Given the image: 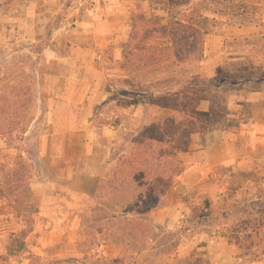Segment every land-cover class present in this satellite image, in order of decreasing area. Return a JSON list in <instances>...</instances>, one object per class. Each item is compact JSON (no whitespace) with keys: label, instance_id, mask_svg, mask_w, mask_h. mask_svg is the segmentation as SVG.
Masks as SVG:
<instances>
[{"label":"rangeland","instance_id":"1","mask_svg":"<svg viewBox=\"0 0 264 264\" xmlns=\"http://www.w3.org/2000/svg\"><path fill=\"white\" fill-rule=\"evenodd\" d=\"M74 1L83 2L85 11L93 9L88 0ZM69 3L70 0L53 3L0 0V165L11 164L19 151L25 152L30 181L38 176V146L51 122L46 113L54 106V111L60 114L58 121L68 126L65 101L77 96V81L73 78L69 90L58 87L59 61L70 56V50H90V40H79L72 31L67 33L72 30L66 21ZM116 3L110 13L112 17H121L124 27L117 33V44L100 53L97 62L104 74L105 92L109 94L99 120L112 118L118 111L123 123V128L114 134L111 156L102 172L100 185L105 196L101 193L91 209L90 202L82 203L79 213L71 216L76 222L67 231H59V241L50 244L34 233L40 224L48 221L37 218L33 194H28L26 199L20 194L30 182H17L22 188L19 196L23 207L16 209L19 215L14 223L15 234L17 242H26L22 251L16 248V242L13 244L14 250L21 252L10 255L7 264H264V258L261 262H252L250 256L228 240L216 237L215 232L221 228L214 220L211 228L208 221L202 226L196 224V208L204 206L207 215L215 218L218 205H223L222 198L233 194L229 191L231 187L241 186L237 193L239 201L249 197L246 193L258 196L264 190V0H117ZM35 5H38L37 13L42 15L40 30L31 18L26 19V8ZM195 8L202 11L203 18L194 24L205 37L203 48L194 53L192 62H176L172 50H162L168 46L166 42L159 41L151 43L158 50L147 53L138 46V62L128 66L129 49L134 46L130 39L135 11L136 18L147 15L142 19L144 26L172 28L177 21L190 23ZM38 19L35 15V22ZM56 28L62 29L59 34H55ZM120 56L122 60L118 61ZM143 59V63L152 62V65L141 66L134 72L132 68L140 66L139 60ZM230 64H236L233 78L226 72L219 75V70ZM75 70L69 68L66 73L74 76ZM86 74L90 80V73ZM203 78L215 81L206 84ZM189 83L194 86L190 87ZM248 94H254L255 101L248 99ZM175 96L183 100L180 108L193 111L198 107L200 113L210 116L199 118L197 126L192 128L196 134L188 152L180 157L183 170L174 179L165 206L149 213L147 223L135 229L136 223L131 222L134 217L121 215L124 211L117 207L135 205L134 193L129 191L128 196L122 193L118 197L112 185L116 181L114 172L122 149L128 147L127 140L146 126L148 119L155 121L158 116V121L163 117L162 109L150 105L164 98L165 104H173L171 98ZM53 100H57L55 105ZM252 126L258 134L253 137L245 134L250 140L242 139L243 132ZM181 130L189 133L191 128ZM222 130L236 144V162L229 166L217 165L215 152L214 161H210L215 166L208 168L207 142ZM5 132L10 135L6 136ZM18 163L19 160L16 169ZM244 175L254 184L246 183ZM13 182L11 179L10 183ZM27 204L28 207L32 204L33 209L26 210ZM168 208L171 210L163 217H153L155 212ZM115 214L119 216L112 219ZM129 235L133 239L127 242ZM11 238V235L4 238L7 251L12 246ZM259 242L264 243V238ZM111 244L126 249H116L110 253L111 257H105L100 250Z\"/></svg>","mask_w":264,"mask_h":264},{"label":"crops","instance_id":"2","mask_svg":"<svg viewBox=\"0 0 264 264\" xmlns=\"http://www.w3.org/2000/svg\"><path fill=\"white\" fill-rule=\"evenodd\" d=\"M47 1L55 2V0ZM88 1L93 8L90 12L85 11L83 2L75 3L73 0L67 11L66 21L70 23L69 27L72 29L67 33L72 31L73 35L79 36V40H90V50H70V56H65L59 61L60 73L56 76L58 87L66 90L71 88L72 78L77 81V96L65 101L68 107L65 118L70 120V124L62 126L58 121L60 114L54 111V106L52 111L46 113V118L51 122L44 130L45 135L40 138L38 146L36 163L38 176L30 181L33 203L38 211L36 216L39 220L48 221L44 223L47 225L42 223L34 231L45 239L44 243L59 241L58 232L67 231L69 226L76 222L71 216L79 213L82 203L90 202V209L95 205L102 172L110 159L114 140V129L108 125L100 126L99 122V113L102 112V108L106 109L105 104L109 100V94L105 92L104 74L97 67V62L100 61V53L117 44L119 36L117 33L124 24L121 22V17H112L110 13L112 5H117V0ZM37 7L38 5L26 8V19L31 18L36 28L40 30L42 15L37 13ZM106 8L108 11H105ZM73 10L74 14H71ZM35 15L39 17L37 22L34 20ZM61 30V28L56 29L55 34H59ZM117 60L121 61L122 57ZM69 68L76 69L74 76L66 73ZM88 72L90 80L86 74ZM248 96V99L255 101L254 94ZM56 101L53 100L54 105ZM100 117L102 118L103 115ZM111 119L106 118L101 121L110 122ZM255 128L252 126L248 131L243 132L242 139L250 140V135L252 137L257 135ZM207 144L208 168L215 166L210 163L214 161L212 155L215 152L218 154L217 165L229 166L236 162V144L230 141L227 131H219ZM60 164H63L64 168L60 167ZM169 209L155 212L153 217L156 219L159 216L163 217ZM18 215L17 210L8 201L6 203L0 200V264H7L8 257L10 258L4 238L15 234L14 223L18 220ZM122 248L126 249L111 244L103 246L100 252L105 257H111L112 251Z\"/></svg>","mask_w":264,"mask_h":264},{"label":"trees","instance_id":"3","mask_svg":"<svg viewBox=\"0 0 264 264\" xmlns=\"http://www.w3.org/2000/svg\"><path fill=\"white\" fill-rule=\"evenodd\" d=\"M72 1L70 0L69 5L66 6L67 11ZM193 11L195 13L191 15L190 23L177 21L172 28L169 26H144L142 19H145L147 15L140 19L136 18V11L133 17V36L130 39V44H134V46L129 49L131 51L129 53L128 66L138 62L136 60L138 46H142L144 52L147 53L151 50H158L153 49L151 43L154 44L159 41L166 42L168 46L162 50H172L176 62H192L194 53L198 48H203L205 37V34L194 24L196 20L203 18V13L197 8ZM48 32L50 33L49 29ZM48 38H51V35H48ZM144 61L145 59L139 60L141 65L134 66L132 70L136 72L141 66L147 68L152 65V62L146 64V62L143 63ZM128 66L125 67V70H127ZM233 67H236V64H230L225 69L219 70V75L226 72L229 77L233 78L236 72ZM205 79L203 78L206 84H211L215 81ZM189 85L190 87L194 86L191 83ZM164 99L150 105V107L154 108V106H157L162 109L164 111L163 117L159 118L160 120L158 121L156 120L158 116H155V121L148 119V124L141 127V130H138L133 135V138L127 140L128 147L124 146L122 149L119 164L114 172L116 181L112 185L114 191L119 194L118 197L122 193L128 196L129 191L134 193L135 205L132 207L118 205L117 207L124 211L121 215L134 217L131 222L136 223L133 227L135 229L147 223L149 213L165 206L174 179L180 176L183 170V161L180 157L188 152L192 138L196 134V129L192 130V128H195V125L197 126L199 118L210 116L209 113H200L198 107H194L193 111L185 107V110L180 108V102H183L180 97L171 98L174 102L173 104L170 103V105L165 104ZM107 104L108 102L105 105ZM100 124V126L108 125L115 132L123 128L120 112L118 115V111L110 122L100 121ZM183 127L191 128L190 132L184 133L181 130ZM5 135H10V133L5 132ZM16 151L18 152L19 150ZM19 153L11 164L0 165V200L12 203L17 210L23 207L19 196V190L22 188L19 185L20 183L17 182L24 180L25 182H30L29 174L26 171L28 166L24 160L25 152L19 151ZM18 160L20 162L18 163L19 168L16 169ZM176 163L177 165H175ZM242 177L245 178L246 183H253L246 175ZM11 179H14L12 184L10 183ZM240 190L241 186L230 188L229 191L233 194L222 198L223 205H218L215 218L207 215L208 212L204 206L196 208V211H198L196 213V224L197 226H202L203 223L208 221L207 223H210L208 226L211 228V221L214 220V223L217 224L216 226L221 228H218V233L215 232L216 237L228 240L230 244L236 246L246 256H250L252 262H261L264 258V243L259 241L264 238V190L258 196L246 193L249 197L246 196L244 200L239 201L237 200V193ZM101 193L105 196L103 190L101 192L100 185L97 198H100ZM20 194L24 196V199H26L28 194L32 196L30 186L25 187ZM230 202L231 204H229ZM255 203H258L256 208H254ZM31 205L28 207L27 204L26 210H32L33 207ZM35 211V213L38 212L37 210ZM129 211L131 212L128 213ZM118 216V214H115L111 218L116 219ZM127 232L131 234L129 229H127ZM11 237L10 243L12 246H10L11 248L8 249V252L11 256H17L19 252L25 249V242H17L18 235L14 234ZM132 239V235H129L126 241L128 242ZM15 242L17 243L16 248L21 251L16 252L14 250L15 245L13 246V244ZM122 243L125 242L122 241Z\"/></svg>","mask_w":264,"mask_h":264}]
</instances>
